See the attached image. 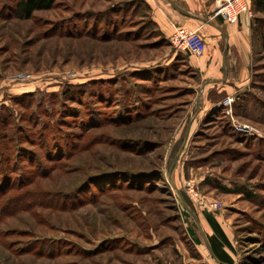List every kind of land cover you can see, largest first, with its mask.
Returning <instances> with one entry per match:
<instances>
[{
    "label": "rangeland",
    "instance_id": "1",
    "mask_svg": "<svg viewBox=\"0 0 264 264\" xmlns=\"http://www.w3.org/2000/svg\"><path fill=\"white\" fill-rule=\"evenodd\" d=\"M12 5L0 0V117L11 130L0 152V264H178L174 245L191 249L189 227L203 242L200 264H214L196 222L182 214L183 202L204 234L213 231L203 213L213 214L232 244L226 248L232 264H264V123L233 107L246 94L264 106L259 48L250 89L231 94L235 99L225 108L227 95L187 55L177 52L182 60L173 59L145 0H56L22 20L9 15ZM151 5L168 6L164 0ZM119 6L128 13L138 6L133 18L148 26L122 21L102 37L111 28L102 20L119 17L107 12ZM198 25L194 30L205 41L210 29ZM153 66L170 75L146 95L137 90L150 99L143 115L117 122L97 117L112 110L99 102V88L108 90L114 80L116 98L125 104L128 90L137 88L133 81L147 85L130 73ZM206 99L217 108L207 109ZM240 124L252 135L238 131ZM43 133L67 141L62 152L56 145L44 149ZM189 180L198 200L187 193Z\"/></svg>",
    "mask_w": 264,
    "mask_h": 264
},
{
    "label": "crops",
    "instance_id": "2",
    "mask_svg": "<svg viewBox=\"0 0 264 264\" xmlns=\"http://www.w3.org/2000/svg\"><path fill=\"white\" fill-rule=\"evenodd\" d=\"M145 1L150 5V19L154 28L163 38L169 40L177 25L195 29L200 24L210 29L211 36L206 38V34L203 33L204 52L200 56L190 55L188 58L190 65L201 76L206 77L209 83L215 84L219 93L231 95L250 89L253 61L256 56L254 49L256 46L259 48L258 37L253 33L254 12L242 15L236 23H226L220 17L213 16L215 0H164L168 6H152L151 1L155 0ZM206 101L210 105L207 109L217 108L214 101L208 99ZM186 234L192 246L189 248L191 251L185 245L180 247L175 243L174 247L180 249L178 252L181 255L178 264H200V244L195 243L194 236L188 232ZM211 259L212 263H218Z\"/></svg>",
    "mask_w": 264,
    "mask_h": 264
},
{
    "label": "trees",
    "instance_id": "3",
    "mask_svg": "<svg viewBox=\"0 0 264 264\" xmlns=\"http://www.w3.org/2000/svg\"><path fill=\"white\" fill-rule=\"evenodd\" d=\"M56 0H13V5L10 7L9 9V15H11L12 17L16 18V19H29L32 17L33 13L38 12V11H45L48 10L50 8H52L53 4L55 3ZM144 1V0H143ZM145 3H147L145 1ZM147 7L148 9H150V5L147 3ZM132 7V10H130V13H128L127 8L128 6H119L117 9L115 10H111V11H107L109 13L112 12H118L119 17L117 16L116 18H108V16L106 15V12H103L104 15H106L104 17V19L102 20V22L105 23V25L110 24L111 28L108 29L107 26L105 28V33L102 34V37L107 35V30L112 31V33L114 32L117 23L122 22L123 21V25H125V23H127V21L129 20V23H136V27L137 28H144L146 27V25L148 26L147 22H145L144 20H136L134 15L138 14V9L139 7L137 6H130ZM249 7L250 10L254 13H262L264 14V0H250L249 1ZM152 23V21H151ZM123 25H120V27H123ZM107 29V30H106ZM67 32V31H65ZM253 33L254 35H256L258 37L259 43H258V47H259V52L261 54L264 55V19H257L254 17V27H253ZM175 54L173 59H175L176 61L180 62L182 59H179L177 52L174 50ZM182 53V52H180ZM187 56H190L187 53H183ZM169 69V68H168ZM167 68H163L162 66H153L150 67V69H148L147 71L140 73V72H131L130 76L133 78L138 77L139 79H143L144 84H147L146 86H140L141 84H137L136 81L132 82V86H137V88L135 87V91L132 90H128V100L126 101L127 103L125 104H120L118 98H116L118 96V94L120 93V91H115L114 90V80H110L109 81V87L108 90L104 91L101 90V88H99L98 94H99V102L102 103V105H106V108H112V110H102V114L97 113V117H99L100 115L102 117H107L108 114V120H111L113 122H117L118 119L125 117L124 119H136L139 118V116L143 115V111H141V109L143 110V108H148L149 103H150V99L148 98H142L139 94H137V90H141V87H143V89H145V95L153 90H155V85L157 84V81L160 79H165L167 77ZM137 78V79H138ZM104 81H108V80H104ZM116 83V82H115ZM149 84V85H148ZM65 95H68V92H63ZM63 94V95H64ZM48 97H51L48 96ZM52 98H50V100H48L50 102V105H54V101L51 100ZM264 105V104H263ZM262 103H260L259 101L254 100L253 98L250 99L248 97V95H244V97L241 99L239 98L234 104V110L235 113L238 115H242L246 118L255 120V121H261L264 123V106H262ZM143 107V108H142ZM107 111V112H104ZM133 111V112H132ZM111 113V114H110ZM133 113V115L131 114ZM127 117V118H126ZM132 117V118H131ZM5 122V121H4ZM3 122V117H0V152L3 153V137H8V134H10L11 130L9 128H7ZM3 128L6 129V134L5 136H3ZM11 135V134H10ZM42 140V146L45 148H52L53 145L57 146V153L62 152V148L64 147L65 143H67V141H63L62 138H60V140L56 139V141H54V137L50 136L47 137L44 133L41 135ZM62 149V150H61ZM0 153V171H1V175L3 176V154L1 155ZM10 158V157H9ZM8 159V157H7ZM7 159L4 157V162L6 163ZM10 161V160H9ZM8 167V166H7ZM21 171L19 170H15V173L17 174V177L20 178L19 180L22 181V179L24 178V174L20 173ZM10 175H12V172H10ZM237 191H239V193H242L243 195H245L248 199H252L253 196L252 194H250L248 191L244 190V188H240ZM182 214L185 216L186 219H190V215L183 210ZM198 217V216H197ZM203 218L206 221V223L208 224V226L211 228V230L213 231L212 234H205L207 241L210 245V248L216 258V260L221 263V264H232V260L231 257L229 255V253L226 251V248L232 250V244L229 241L227 235L225 234V232L223 231V229L221 228L220 224L218 223V221L216 220V218L213 216V214H211L210 212H204L203 213ZM190 235L195 237V243H198L200 245L203 244L201 238L196 236V231L192 228H187L186 230ZM110 248V246H109Z\"/></svg>",
    "mask_w": 264,
    "mask_h": 264
},
{
    "label": "built area",
    "instance_id": "4",
    "mask_svg": "<svg viewBox=\"0 0 264 264\" xmlns=\"http://www.w3.org/2000/svg\"><path fill=\"white\" fill-rule=\"evenodd\" d=\"M249 1L250 0H215L213 16L220 17L226 23H236L242 15L251 14ZM169 43L174 50L192 56H200L205 50V41L196 30L179 25L174 27L169 38ZM27 78L28 76L26 75L19 76L20 80ZM234 99V95H227L222 99L221 105L225 108H229ZM237 129L245 136L252 135L251 130L247 125L240 124ZM185 186L188 195L193 200H198L200 198L193 180L187 181ZM200 203H203L205 208L217 207L216 202H210L208 205L204 204L203 201H200Z\"/></svg>",
    "mask_w": 264,
    "mask_h": 264
},
{
    "label": "water",
    "instance_id": "5",
    "mask_svg": "<svg viewBox=\"0 0 264 264\" xmlns=\"http://www.w3.org/2000/svg\"><path fill=\"white\" fill-rule=\"evenodd\" d=\"M171 4L173 5V7H174L175 9H178L173 3H171ZM178 10H179V9H178ZM179 11H180V10H179ZM180 12H181V11H180ZM182 13L188 15V14L185 13V12H182ZM183 204H184V207L186 208L187 213H188V214L194 219V221L196 222V224H197V226H198V228H199V230H200V232H201V236H202V238H203L204 244H205V246H206V248H207V251H208L209 255H210L211 258H213L216 262H218V261L216 260L215 256H214V254H213L211 248H210V245H209V243H208V241H207V238H206L205 234L202 232V230H201V228H200V226H199V222H198V219H197L196 215L190 210V208L185 204V202H183ZM218 263H219V262H218ZM220 264H221V263H220Z\"/></svg>",
    "mask_w": 264,
    "mask_h": 264
}]
</instances>
